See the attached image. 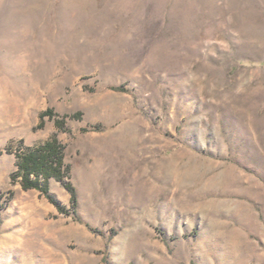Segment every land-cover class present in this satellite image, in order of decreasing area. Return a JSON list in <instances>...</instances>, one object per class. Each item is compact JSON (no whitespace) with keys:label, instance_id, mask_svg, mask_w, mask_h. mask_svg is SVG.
<instances>
[{"label":"rangeland","instance_id":"374dc122","mask_svg":"<svg viewBox=\"0 0 264 264\" xmlns=\"http://www.w3.org/2000/svg\"><path fill=\"white\" fill-rule=\"evenodd\" d=\"M52 137L77 212L17 174ZM9 143L0 264H264V0H0Z\"/></svg>","mask_w":264,"mask_h":264},{"label":"trees","instance_id":"16d2710c","mask_svg":"<svg viewBox=\"0 0 264 264\" xmlns=\"http://www.w3.org/2000/svg\"><path fill=\"white\" fill-rule=\"evenodd\" d=\"M50 114H52V111H50ZM43 116L44 113L41 114L39 127L43 126ZM76 116H81V113ZM56 124L60 129H65L63 119H57ZM18 144H20V147L16 149L18 157L17 174L21 177L22 187L24 189H39L60 211L65 212L67 211V207L62 205L49 193L51 178L62 181L66 189L71 193L72 211L77 212L78 194L75 185L69 179L71 167L66 163L64 145L60 140L57 137H52L33 149L24 148L23 140L19 141ZM13 151V143H9L6 147L0 148V156Z\"/></svg>","mask_w":264,"mask_h":264}]
</instances>
